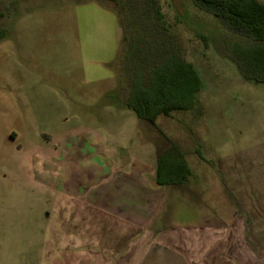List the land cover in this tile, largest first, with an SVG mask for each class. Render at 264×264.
Returning <instances> with one entry per match:
<instances>
[{
    "label": "rangeland",
    "instance_id": "374dc122",
    "mask_svg": "<svg viewBox=\"0 0 264 264\" xmlns=\"http://www.w3.org/2000/svg\"><path fill=\"white\" fill-rule=\"evenodd\" d=\"M160 3L165 23L204 85L195 109L158 122L167 128L187 125L209 162L232 161L249 181L252 204L242 213L252 225V231L246 226L250 245L236 240L224 251L232 264H264V85L244 80L234 63L203 45L194 28L176 21L170 0ZM2 30L0 264H42L44 210L56 194L42 182L37 158L58 155V145L89 144L93 138L134 148L144 129L152 140L157 130L119 101L124 45L109 1L1 0ZM84 149L83 161L89 159ZM189 157L200 173L213 175L195 154ZM246 184L237 185L244 190Z\"/></svg>",
    "mask_w": 264,
    "mask_h": 264
},
{
    "label": "crops",
    "instance_id": "0c3cea01",
    "mask_svg": "<svg viewBox=\"0 0 264 264\" xmlns=\"http://www.w3.org/2000/svg\"><path fill=\"white\" fill-rule=\"evenodd\" d=\"M176 112L183 111L159 115L154 139L144 129L134 148L93 138L89 144L58 145V155L37 158L42 182L56 194L44 210L42 264H232L225 247L236 240L250 245L246 231L252 225L242 213L252 204L249 181L232 161L209 162L187 125L159 124L160 116ZM167 140L189 167L181 185L156 182ZM83 147L89 148L84 161ZM192 153L212 169L210 178L194 168ZM239 183L248 185L241 190Z\"/></svg>",
    "mask_w": 264,
    "mask_h": 264
},
{
    "label": "trees",
    "instance_id": "16d2710c",
    "mask_svg": "<svg viewBox=\"0 0 264 264\" xmlns=\"http://www.w3.org/2000/svg\"><path fill=\"white\" fill-rule=\"evenodd\" d=\"M82 1V0H79ZM113 5L124 45V108L152 126L159 115L190 111L199 103L203 79L187 60L181 39L164 20L160 0H107ZM1 3V0H0ZM175 19L195 29L205 47L234 63L244 80L264 85V2L259 0H170ZM6 34L0 31V39ZM189 167L170 140L157 159L156 182L181 185Z\"/></svg>",
    "mask_w": 264,
    "mask_h": 264
}]
</instances>
